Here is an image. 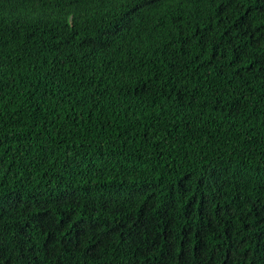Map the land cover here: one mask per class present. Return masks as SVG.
<instances>
[{
	"label": "trees",
	"instance_id": "obj_1",
	"mask_svg": "<svg viewBox=\"0 0 264 264\" xmlns=\"http://www.w3.org/2000/svg\"><path fill=\"white\" fill-rule=\"evenodd\" d=\"M0 264H264V0H0Z\"/></svg>",
	"mask_w": 264,
	"mask_h": 264
}]
</instances>
